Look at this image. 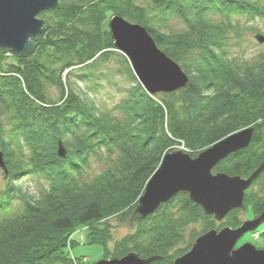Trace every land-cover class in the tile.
Masks as SVG:
<instances>
[{"label": "trees", "instance_id": "obj_1", "mask_svg": "<svg viewBox=\"0 0 264 264\" xmlns=\"http://www.w3.org/2000/svg\"><path fill=\"white\" fill-rule=\"evenodd\" d=\"M138 1L58 0L38 16L43 26L32 39L33 56L22 58L0 47V153L6 170L0 168L5 182L0 264H83L67 251L68 239L81 226L89 227V243L101 245L105 258L135 253L143 260L159 258L150 264H173L199 236L242 225V210L217 225L186 193H178L135 222L134 231L111 251V229L93 227L114 216L128 221L146 183L174 149L183 147L194 158L253 128L249 147L221 161L213 173L247 179L264 164V49L238 64L227 53V38L239 33L240 18L264 19V0ZM116 16L147 30L187 75L185 89L146 93L128 58L114 47L109 21ZM172 21L183 28L173 29ZM112 59L126 65L121 74L130 85L112 109L102 110L87 93L94 96L110 83L109 70L102 68ZM72 78L86 91L76 90ZM51 89L57 90L56 98ZM60 142L64 158L58 156ZM94 163L103 168L86 179ZM29 175L45 183L37 198L14 185ZM263 186L264 171L245 191V210L254 218L264 213ZM16 195L23 204L20 212L11 209ZM197 223L200 230L190 231L185 240L187 229ZM254 232L264 249V224Z\"/></svg>", "mask_w": 264, "mask_h": 264}, {"label": "water", "instance_id": "obj_2", "mask_svg": "<svg viewBox=\"0 0 264 264\" xmlns=\"http://www.w3.org/2000/svg\"><path fill=\"white\" fill-rule=\"evenodd\" d=\"M57 3L58 0H0V47L10 49L22 58L33 56L36 45L32 39L41 33L43 26L38 16L54 9ZM109 30L114 47L128 58L136 79L147 94H173L188 86L187 75L157 47L144 27L116 16L110 19ZM256 40L259 44L264 43L262 36H256ZM252 134L253 128L236 132L194 158L183 151L166 154L148 181L129 223L154 214L178 193H186L204 215L216 222H222L235 210H245V191L264 171V164L247 179L215 174L213 170L231 154L248 148ZM66 154L60 142L58 156L64 158ZM0 168L6 171L1 153ZM263 224L264 213L237 229L224 227L208 231L173 264H264V250L250 243L236 247L243 235L254 232ZM157 259L143 260L130 253L121 259L111 258L95 264H150Z\"/></svg>", "mask_w": 264, "mask_h": 264}, {"label": "rangeland", "instance_id": "obj_3", "mask_svg": "<svg viewBox=\"0 0 264 264\" xmlns=\"http://www.w3.org/2000/svg\"><path fill=\"white\" fill-rule=\"evenodd\" d=\"M138 3L144 4V1L139 0ZM170 26L175 30L183 28V26L179 22H174V21L171 22ZM254 29L259 30V33L263 35L264 34V19L258 18L254 21H250L246 18H240L239 33L237 35L232 34L228 36L227 53L235 64H238L242 61L252 60L258 52H261L264 49V43L259 44L257 42L255 33L253 32ZM102 69L109 70L110 80H111L109 81L110 83H108V85L104 84L102 90L99 91L96 95L92 96L89 92L87 93V95L91 99L94 100V102L98 105L100 109L110 110L116 103H118L121 99L124 98L125 92L129 88L130 81L128 80L127 76L121 74L123 71H125L126 65L118 64L116 60L112 59L108 64L103 65ZM72 85L78 91H81V92L86 91V87L84 86V84L81 81H79L77 78H74V79L72 78ZM51 92L53 94V97L56 98L58 94L57 90L51 89ZM183 150H184L183 147H180L168 153L175 152V151H183ZM183 152L186 153L185 151ZM159 167L157 168V170L159 169ZM102 168H103L102 165L98 163H94L91 166V168L86 172L85 178L88 179V178L94 177L102 170ZM4 185H5L4 176L2 174V170L0 169V193L4 188ZM14 185L19 187L23 193H26L29 196H32L35 198L39 197L40 194L45 189V183L43 182V180L40 177L35 176V175H29L27 177L21 178ZM259 187L260 186H255L253 188V190L258 194H259V189H260ZM144 190H143L142 195L139 197L138 201L143 196ZM138 201L136 203L135 208L138 205ZM135 208L133 209V212ZM11 209L13 212H20L21 210H23V204L21 200L19 199L18 195H16L14 200L11 202ZM120 218H121L120 216H114V217L101 220L95 223V225L93 224V227L95 229H102L105 226L111 229V239L108 242V249H110V251L112 250V248L114 247V244L118 240L123 238L125 235L132 233L135 228V223L130 224L129 220L122 221ZM255 219H257V217L254 218L251 215H249V213L246 210H242L240 214V220L243 223L246 221H252ZM216 223L217 225H219L222 222H216ZM200 227H201L200 223H197L191 226L190 228H188L185 234V240L188 239L190 231L194 230L198 232L200 230ZM88 229H89L88 226H84V227L81 226L77 228L76 231L73 233V235L68 239L67 251L70 254V257L72 259L74 258L82 259L83 264H95L96 262L101 261V260L111 259V258H105L104 248L101 245L89 243L88 241L89 230ZM251 233L253 234L251 235ZM70 239L73 240L72 244L70 242ZM244 243H250L255 248L259 250H264L263 248H261L262 242L261 240H259V235L257 232H249L243 235L238 241V246ZM176 248H184V245L177 246Z\"/></svg>", "mask_w": 264, "mask_h": 264}]
</instances>
